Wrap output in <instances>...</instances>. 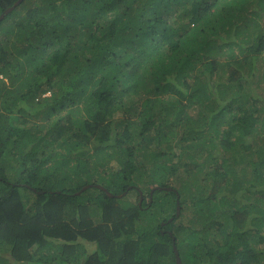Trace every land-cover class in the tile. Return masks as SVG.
<instances>
[{"label":"trees","instance_id":"obj_1","mask_svg":"<svg viewBox=\"0 0 264 264\" xmlns=\"http://www.w3.org/2000/svg\"><path fill=\"white\" fill-rule=\"evenodd\" d=\"M263 56L264 0H0V264H264Z\"/></svg>","mask_w":264,"mask_h":264},{"label":"rangeland","instance_id":"obj_2","mask_svg":"<svg viewBox=\"0 0 264 264\" xmlns=\"http://www.w3.org/2000/svg\"><path fill=\"white\" fill-rule=\"evenodd\" d=\"M264 57V56H263ZM134 182L136 183V184H138L139 185V187H140V190H142V191H146V189L147 188H145L146 186H147V184H149L150 182H147L146 181V179L145 178H142V179H134ZM194 189H195V185H194V187H193V191H194ZM152 190V189H151ZM185 192H186V190H185ZM191 193H193V192H189V195H191ZM132 195H133V193H131ZM194 196V195H193ZM179 220H180V218H179ZM188 219H187V216H186V214L182 217V219H181V223H183V224H186V221H187ZM179 223V222H178ZM164 224V222H161V226ZM251 225V223H249L248 224V226H250ZM251 228H254V227H251ZM262 233H260L263 237H264V227H262ZM260 236V235H259ZM263 241H264V239H263ZM263 241H259V243H258V250L259 251H264V242ZM89 253H91L92 252V250H93V247H91V246H89V247H87V249H86Z\"/></svg>","mask_w":264,"mask_h":264},{"label":"water","instance_id":"obj_3","mask_svg":"<svg viewBox=\"0 0 264 264\" xmlns=\"http://www.w3.org/2000/svg\"><path fill=\"white\" fill-rule=\"evenodd\" d=\"M87 187H85L83 190H86ZM168 190H171V189H168ZM109 194V193H108ZM109 196H111V194H109ZM179 213V207H177V213H176V216L178 215ZM172 220V219H171ZM172 250H173V253H174V257H175V262L176 264H181V260H180V257H179V254H178V251L175 247V245L173 244L172 245Z\"/></svg>","mask_w":264,"mask_h":264},{"label":"clouds","instance_id":"obj_4","mask_svg":"<svg viewBox=\"0 0 264 264\" xmlns=\"http://www.w3.org/2000/svg\"><path fill=\"white\" fill-rule=\"evenodd\" d=\"M167 191H168V189H167ZM178 216H179V214H178ZM171 219H172V218H171ZM171 219L167 220V222H169V223L172 222L173 219H172V220H171ZM178 219H179V218H177V220H178ZM178 222L181 223L179 220H178ZM178 222L176 221L175 223H178ZM164 223H165V222H164ZM163 225H166V224H163ZM163 225H162V226H163ZM185 225L187 226V224H185ZM169 234L172 236L171 233H169ZM172 245H173V244H172ZM175 247H176V246H175ZM172 251H173V250H172ZM177 251H178V250H177ZM173 254H174V253H173ZM178 254H179V253H178ZM179 257H180V256H179ZM180 260H181V258H180ZM181 264H182V262H181Z\"/></svg>","mask_w":264,"mask_h":264},{"label":"flooded vegetation","instance_id":"obj_5","mask_svg":"<svg viewBox=\"0 0 264 264\" xmlns=\"http://www.w3.org/2000/svg\"><path fill=\"white\" fill-rule=\"evenodd\" d=\"M170 223H171V222H170ZM164 224H165V223H164ZM163 226H164V225H163ZM161 233H162V234H164V233H166V234H169V233H170V231H169V230H167V229H166V230H161Z\"/></svg>","mask_w":264,"mask_h":264}]
</instances>
